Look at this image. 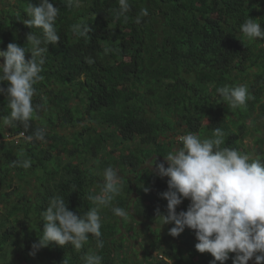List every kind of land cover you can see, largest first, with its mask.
I'll return each instance as SVG.
<instances>
[{"label":"trees","instance_id":"16d2710c","mask_svg":"<svg viewBox=\"0 0 264 264\" xmlns=\"http://www.w3.org/2000/svg\"><path fill=\"white\" fill-rule=\"evenodd\" d=\"M49 2L59 8L60 41L44 54L29 127L0 120V264H85L88 254L100 255L101 264H210L211 254L195 249L193 230L172 237L174 224L157 216V208L166 215L159 193L167 190L168 178L147 164L179 149L182 135L215 139L217 128L221 148L264 160V39L250 41L240 27L250 17L264 28V0H129L127 20L116 16L119 0H74L71 7L67 0ZM29 3L38 0L0 8V49L8 43L30 49L26 33L43 35L23 23ZM144 8L149 14L137 24ZM76 24L86 25L88 35L74 34ZM237 85H246L250 98L233 108L217 89ZM10 112L0 94V117ZM38 128L45 130L43 141L3 140L21 132L34 136ZM67 128L71 133L62 134ZM26 158L27 169L20 163ZM109 166L119 173L121 190L99 212L103 248L89 234L79 250L52 243L31 255L50 199L61 196L69 210L83 214L96 206L88 196L100 194ZM189 203L185 199L176 211ZM113 207L127 216L115 215ZM137 232L145 236L139 250Z\"/></svg>","mask_w":264,"mask_h":264},{"label":"clouds","instance_id":"9594fccd","mask_svg":"<svg viewBox=\"0 0 264 264\" xmlns=\"http://www.w3.org/2000/svg\"><path fill=\"white\" fill-rule=\"evenodd\" d=\"M78 4L79 0H75ZM74 0H67L66 6H73ZM129 0H119L117 18L127 20L130 11ZM29 19L23 20L28 28H39L43 35L32 31L26 33L30 49L16 43H8L6 50L0 49V94L4 95L11 112L0 117L5 126L21 122L25 128L33 117L32 98L36 92L35 85L43 79L40 75L45 63V53L49 44L56 45L60 37L55 27L59 8L49 0H38V5L29 3L26 9ZM146 8L140 10L136 23L148 16ZM241 32L248 40L264 39V28L257 19L248 18L241 24ZM72 31L81 37L87 36L86 25L76 24ZM110 49H105L108 53ZM26 53L31 54L26 59ZM89 63L93 62L89 59ZM6 82V83H5ZM217 93L233 107L246 105L250 93L246 85L234 87L223 86ZM213 138H204L195 133L179 137L181 147L169 152L164 160L152 165V172L161 178L167 177V190L159 196L167 201L166 215L157 208V216L163 217L165 224L173 223L169 235L179 236L186 228L193 230L198 241L195 249L200 253H210L214 258L210 264H225L229 254L234 253L232 264H264V160L251 158L236 149L221 148L222 136L219 128L214 129ZM45 130L38 128L34 136H26L43 141ZM22 141V139H21ZM21 166H31L30 158L24 159ZM104 182L100 194L89 195L96 206L78 215L69 210L68 204L61 196L52 197L46 210L42 212L45 221L42 236L31 246V255L52 243L58 246L71 244L79 250L88 241L89 234L96 237V247L103 248L100 239L102 207L111 205L120 193L121 181L117 171L109 166L103 170ZM148 191V189H145ZM190 203L187 210L176 211L185 200ZM112 211L119 217H126L123 208L113 207ZM98 254L85 256V264H101ZM168 262L171 260L167 259ZM64 264L67 262L64 260ZM170 264H172L170 262Z\"/></svg>","mask_w":264,"mask_h":264},{"label":"rangeland","instance_id":"374dc122","mask_svg":"<svg viewBox=\"0 0 264 264\" xmlns=\"http://www.w3.org/2000/svg\"><path fill=\"white\" fill-rule=\"evenodd\" d=\"M14 2H15V0H0V8L3 9L5 6L9 5L10 3H14ZM88 122H89V120L87 119V120H86V123H88ZM71 131H72L71 128H67V129H63V131H62L61 133H62V134H64V133L67 134V133H71ZM3 140H8V139L5 137V138H3ZM8 141H9V140H8ZM96 141L99 142V138H96ZM248 142H249V144H250L251 142H253L252 138H249V139H248ZM42 145H44V146L47 147V145H46L45 143H43ZM65 157L68 158V155L65 154ZM66 158H64V160H65ZM147 165L150 166V167H152L151 164H150V162H149ZM118 174H119V173H118ZM11 191H12V189H11ZM136 196H137V194H136ZM0 207H1V209L4 208V204H0ZM2 210H3V209H2ZM127 211H128V212H134L135 210H134V207H130V208L127 209ZM158 226H160V225H158L156 222L152 224V227H153L155 230L158 228ZM162 227H163V226H162ZM162 227H161V228H162ZM163 230H164V229L162 228L161 232H162ZM129 234H132V232H129ZM144 237H145L144 235H141V234H139V233L137 232V237L134 239V242L137 243L136 248H137L138 250L141 248V241L144 239ZM132 257H133V258H137V255L133 253V256H132ZM248 264H253V260H250V261L248 262Z\"/></svg>","mask_w":264,"mask_h":264},{"label":"built area","instance_id":"2783aa9c","mask_svg":"<svg viewBox=\"0 0 264 264\" xmlns=\"http://www.w3.org/2000/svg\"><path fill=\"white\" fill-rule=\"evenodd\" d=\"M26 134L21 132L20 134L11 136L10 134L7 135V139L10 141H15V143L21 142V139L25 138Z\"/></svg>","mask_w":264,"mask_h":264}]
</instances>
